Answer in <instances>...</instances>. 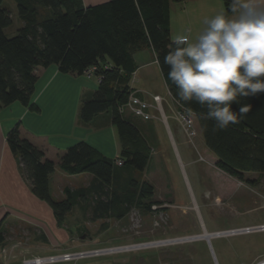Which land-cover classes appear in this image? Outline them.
Wrapping results in <instances>:
<instances>
[{"label":"trees","instance_id":"1","mask_svg":"<svg viewBox=\"0 0 264 264\" xmlns=\"http://www.w3.org/2000/svg\"><path fill=\"white\" fill-rule=\"evenodd\" d=\"M13 1L21 27L10 38L6 30L13 26V19L3 7L5 0H0V108L21 103L39 110L34 102L38 69L57 66L61 74L81 77L95 67L94 76L102 81L91 98H83L80 120L89 124L98 115L110 114L117 132L120 152L116 160L85 141L59 156V167L66 175L93 177L86 187L64 188L62 200L51 195L55 162L22 137L20 124L8 133L7 144L19 159L33 194L50 205L60 226L76 207L91 222L121 221L135 209L152 211L154 189L136 176L147 169L151 147L139 127L120 112L134 92L135 55L147 47L157 55L173 100L182 111L197 117L205 144L218 160L216 166L240 182H253L246 179L247 174L264 176V93L240 98L241 104L251 105L250 111L239 123L217 130L214 122L201 118L199 104L179 101L175 86L167 81L163 57L171 42V4L185 0H109L90 7L83 0ZM223 1L225 13L232 15L233 0ZM117 160L123 165L118 166ZM4 239L0 231V242Z\"/></svg>","mask_w":264,"mask_h":264},{"label":"rangeland","instance_id":"2","mask_svg":"<svg viewBox=\"0 0 264 264\" xmlns=\"http://www.w3.org/2000/svg\"><path fill=\"white\" fill-rule=\"evenodd\" d=\"M3 7L9 9L13 19V26L6 30L11 38L20 29L21 21L13 0H5ZM152 75L149 91L160 93L162 111H151L154 118L148 122L125 114L139 127L151 147L147 169L137 172L136 176L154 189L150 200L155 202L152 211L135 209L121 221L91 222L80 207H76L67 216L58 237L63 244L54 252L32 250L29 247L34 245L38 235L15 227L10 230L7 245L0 250L3 264L4 248L9 256H16L8 259L7 264H23L37 257L68 253L79 257L54 264H252L264 257V233L214 237L210 243L192 241L108 253L114 249L264 224V176L246 175V179L253 182H240L220 170L208 154L199 149L197 136L191 135L194 125L192 129L187 127L184 118L189 116L169 97L160 71ZM140 79L142 76L138 75L136 88H141ZM76 80L81 85L92 86L94 92L98 89L94 75ZM151 103L154 104L153 100ZM104 138L115 152H111L110 158L116 160L120 152L116 129L106 130ZM63 174L66 176L62 179L63 185L71 188L78 189L86 181L85 177L71 179ZM51 195L54 200L64 199L63 190L57 186L52 187ZM217 199L222 202L217 204ZM100 251L105 252L96 254Z\"/></svg>","mask_w":264,"mask_h":264},{"label":"crops","instance_id":"3","mask_svg":"<svg viewBox=\"0 0 264 264\" xmlns=\"http://www.w3.org/2000/svg\"><path fill=\"white\" fill-rule=\"evenodd\" d=\"M108 1L83 0V3L85 7H90ZM221 11L225 12L223 0H185L172 3L171 38L181 34H189L191 38H195L203 29L204 20ZM188 29L191 30L190 33L186 32ZM135 62L137 71L133 75L131 87L143 100L151 103L152 96H161L158 92L149 91L153 72L156 74L160 71L163 78L157 63V55L152 48L147 47L135 55ZM37 75L39 80L34 102L39 108L38 111L21 103L0 108V231L5 236L4 241L0 242V250L7 245L10 230L15 227L38 235L34 239V245L29 247L32 250L54 252L63 244L58 241L63 227L57 223L52 208L33 194L30 182L23 175L19 159L7 144L8 133L17 124L21 125L22 137L43 150L47 159L55 162L56 170L50 177L51 189L53 186L62 190L68 187L62 183L66 176L60 172L59 156L74 144L80 141L88 142L108 158L111 152H114L113 147L104 138L105 131L112 130L113 127L110 114L98 115L89 124H84L80 120L83 98H91L95 93L92 86L79 84V80H76L78 76L61 74L57 66L38 69ZM138 75L142 76L139 82L141 88L135 87ZM84 77L91 76L84 75L80 78ZM168 95L174 101L169 91ZM176 105L178 106L177 103ZM191 118L199 140V149L217 164L216 156L205 144L197 117L191 115ZM68 177L71 179L85 177L86 181L79 188L86 187L93 181L89 174ZM0 264H3L1 258Z\"/></svg>","mask_w":264,"mask_h":264},{"label":"clouds","instance_id":"4","mask_svg":"<svg viewBox=\"0 0 264 264\" xmlns=\"http://www.w3.org/2000/svg\"><path fill=\"white\" fill-rule=\"evenodd\" d=\"M232 12L206 18L195 38L172 37L163 57L178 100L199 104L201 118L217 130L250 111L240 98L264 93V0H233Z\"/></svg>","mask_w":264,"mask_h":264},{"label":"built area","instance_id":"5","mask_svg":"<svg viewBox=\"0 0 264 264\" xmlns=\"http://www.w3.org/2000/svg\"><path fill=\"white\" fill-rule=\"evenodd\" d=\"M97 69L95 67L90 68L85 75L88 76H93ZM98 82L100 83L102 81V77H97ZM152 100L153 103H149L145 100H143L137 93H132L129 97L128 102L125 105L120 106V112L122 114H130L132 116L138 117L144 121H151L153 120L154 116L151 113V111H162V104H163V98L161 96H153ZM186 115L189 117L184 118L187 127L189 129L193 128V120L190 117L186 111H183ZM191 135H196L194 130H191ZM117 165L122 166L123 161L117 160ZM256 233H264V224L260 225H254V226H248L244 228H239V229H232L228 231H223V232H217L213 235L215 237H232V236H239V235H250V234H256ZM15 250V246L13 247ZM102 252L105 251H100L96 252V254H101ZM3 259L5 261V264H7L8 259H15L16 256H10L8 255V251L6 248L3 249ZM77 256L76 254H65V255H59V256H51V257H37L32 260H25L23 264H54L57 262H69L73 259H75ZM252 264H264V257L256 259Z\"/></svg>","mask_w":264,"mask_h":264},{"label":"bare ground","instance_id":"6","mask_svg":"<svg viewBox=\"0 0 264 264\" xmlns=\"http://www.w3.org/2000/svg\"><path fill=\"white\" fill-rule=\"evenodd\" d=\"M217 204H220L222 201L220 199H217ZM215 235L209 234V233H204L203 235L200 236H195L191 238H183L179 240H170V241H165V242H157V243H151V244H144V245H137V246H132V247H127V248H121V249H114V250H109L108 253L114 252V251H135V250H142V249H147V248H153L157 246H162V245H170V244H177V243H186V242H192V241H210L212 238H214Z\"/></svg>","mask_w":264,"mask_h":264},{"label":"water","instance_id":"7","mask_svg":"<svg viewBox=\"0 0 264 264\" xmlns=\"http://www.w3.org/2000/svg\"><path fill=\"white\" fill-rule=\"evenodd\" d=\"M179 240V239H178ZM209 243H210V241H209ZM90 253H88V254H83V255H81V256H86V255H89ZM217 264V263H216Z\"/></svg>","mask_w":264,"mask_h":264}]
</instances>
